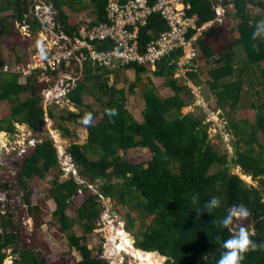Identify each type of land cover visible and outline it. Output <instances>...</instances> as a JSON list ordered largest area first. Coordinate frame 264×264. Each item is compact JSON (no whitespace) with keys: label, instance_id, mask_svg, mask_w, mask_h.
<instances>
[{"label":"trees","instance_id":"16d2710c","mask_svg":"<svg viewBox=\"0 0 264 264\" xmlns=\"http://www.w3.org/2000/svg\"><path fill=\"white\" fill-rule=\"evenodd\" d=\"M72 1L48 0L57 12V24L61 25L57 31L71 38L81 28L80 24H71L67 14ZM108 1L92 0L97 17L88 26L106 21ZM188 1L192 5L189 14L197 16L199 27L217 19L210 1ZM224 1L234 6V12L227 14L223 24L215 21L202 31L197 42L202 54L194 61L187 79L199 86L203 83L201 76L207 75V86L215 102L213 110L228 119L226 130L233 138L234 155L231 156L226 147L221 148L222 135L217 134L220 143H215L211 133L214 125L206 123L205 115L184 113L196 97L177 77L178 65H171V59L158 65L155 74L166 79L164 86L173 90L174 95L165 97L156 85H147L143 90L146 102L143 122L136 120L128 110L125 90L110 85L115 71L86 62L82 78L70 86L67 95L78 112L62 110L78 124L91 114L90 124H80L87 129L88 139L85 144L72 143L66 151L81 179L99 182L101 193L97 196L91 190L83 191L85 199L81 201L76 192L86 186L85 182L73 175L59 181L65 171L58 149L54 140L41 135L42 139L22 155L15 182L4 183L0 174V188L7 192L5 206H2L4 202L0 203V264L7 260L9 264H49L46 257L51 250L44 240L43 228L48 223L56 229L54 236L65 235L69 245L68 251L50 264H71L74 250L83 256L77 264H114V257L107 255L111 243L104 222L102 197L112 198L126 212V229L135 233L136 246L167 256L166 264H217L224 251L223 241L238 233L241 227L258 245H264V145L259 137L264 134V38L252 39L260 19L252 11L259 7L264 12V2ZM35 3L34 0H0V15L13 12L9 17L0 16V45L6 37L18 36L19 32L13 28L16 22L28 26L31 35L42 30L45 24L36 15ZM234 20L239 21L238 37L233 34L230 37L228 30ZM165 30V21L155 15L143 31L145 44L157 39ZM194 33L196 30L191 31V35ZM17 59L18 63L22 61L21 57ZM5 65L0 64V104L7 102L10 107L0 119V134L14 136L18 125H26L34 134H39L47 114L56 123L55 108L59 106L46 108L42 92L55 83L57 73L48 83L42 81L41 72L25 77L5 73ZM63 68L67 69L66 64ZM123 68L135 69L140 80L148 71V67L134 64ZM3 77L6 78L3 80ZM246 87L253 91L250 108L255 111V121L248 117L236 118V113L244 108ZM86 96L105 104L102 117L86 102ZM59 128L65 137L73 136L65 126ZM131 148H147L153 159L134 163L127 156ZM233 167L240 168L253 182L233 173ZM55 171L57 174L48 193L42 196L35 184ZM16 186L24 193L21 201L13 194ZM212 196L220 197L222 205L209 213L203 206ZM74 197L79 202H75ZM50 199L56 202L53 211L48 205ZM241 203L249 209L248 217H234L226 228L214 222ZM71 206L75 216L68 213ZM28 217L34 220L30 233L23 223ZM77 224L82 235L74 231ZM96 234L100 240L91 247L89 240ZM241 264H264V246L246 253Z\"/></svg>","mask_w":264,"mask_h":264},{"label":"built area","instance_id":"2783aa9c","mask_svg":"<svg viewBox=\"0 0 264 264\" xmlns=\"http://www.w3.org/2000/svg\"><path fill=\"white\" fill-rule=\"evenodd\" d=\"M207 1L214 6L217 14L216 21L223 23L227 15L224 0ZM35 4L40 11L35 10L36 15L45 24L43 28H50V38H45L48 44L37 49L30 58L20 63L6 64L3 71L25 77L41 72L42 80L48 83L54 80V74L57 73L58 78L54 80L55 83L42 92L46 108L49 106L70 107L71 103L67 98L70 86L82 78L86 62H91L97 68L118 71L120 67L133 64L157 68L164 61L171 59V65H178V70L187 74L193 70L194 61L202 54L197 42L207 24L203 27L198 26L197 16L189 14L192 5L188 0H109L106 21L99 22L92 27L88 26L90 21L84 22L73 38L57 31V27L60 29L56 22L57 14L48 0H39ZM155 15L162 17L167 30L163 31L157 39L145 44L143 31ZM192 30H196L193 35H191ZM27 33L30 34V32ZM41 52L44 53L43 56ZM64 64L67 66L66 70L63 68ZM187 85L192 89V94L198 103V99L202 97V87ZM199 105L204 110L209 109L201 103L197 104ZM208 118L216 129L225 130L229 125L228 119L219 116L213 109L209 111ZM37 142L34 136L31 137L28 145L27 143L25 145L28 146L27 150L35 146ZM55 145L65 173H68L69 177L73 175L80 182H84L80 179L78 170H75L73 166L72 157L67 154L66 150L65 152L60 150L57 142ZM27 150H21L20 155L25 154ZM104 222L106 224V221ZM113 232L118 234L116 236L118 244L113 249L110 245L107 255L115 259L116 255L118 254L119 257L121 252L124 253L122 263L129 261V264H137L140 259L129 251L125 244L124 237L130 234L126 225L121 227L115 225ZM117 246L121 247L119 253L116 251ZM129 254H131L130 257Z\"/></svg>","mask_w":264,"mask_h":264},{"label":"rangeland","instance_id":"374dc122","mask_svg":"<svg viewBox=\"0 0 264 264\" xmlns=\"http://www.w3.org/2000/svg\"><path fill=\"white\" fill-rule=\"evenodd\" d=\"M34 1H39V0H34ZM42 1V0H40ZM264 2V0H263ZM40 3V2H39ZM36 5V4H35ZM36 7V6H35ZM36 11L40 12L38 10V7L35 8ZM67 10V14L70 17V21L71 24H77L79 22L83 23L87 20H94L97 15L96 12L94 10V5L93 2L91 0H73L71 2V6L66 9ZM230 11H233V7H230L229 13ZM253 15L256 16V18L260 17L259 21L261 19L264 20V12L259 8V7H255L252 11ZM13 12L9 11L6 12L0 16H12ZM238 20H234L233 22H231V26L228 27V30L230 32V37H232V34L235 36H239L238 35V29H237V24H238ZM213 23V22H212ZM16 24V25H15ZM14 25V30H17L19 32L17 37H6V39L2 42V44L0 45V64H13L18 62L19 57L22 58V61H24L26 58H30L31 55L37 50L40 49L44 46H46L48 43H46L45 38L49 39L51 32H50V28L48 29H44L42 28L41 32H44L43 34H41V32H38L37 35H30L27 32H29L28 27L27 26H21L19 23H15ZM54 27V25L52 26ZM15 48L14 50H12V48ZM21 61V62H22ZM157 68H151L148 67V71H146L143 75H141L142 80L139 79V76L136 72L135 69H130L127 70L126 68H119V71H115L114 75H112L110 77V85L114 86L116 85L117 88L119 90L124 89L127 96H128V110L130 111V113L133 114L134 118L140 122L144 121V109L146 107V102L144 100L143 97V90L144 88L148 85V86H153L156 85L161 91H163V94L165 96H169L172 92V90L169 89V91H165L166 87L164 86L166 79L162 78V77H158L155 72L157 71ZM5 76V74H3ZM202 82L206 83L208 77L206 74L202 75ZM177 77L181 79L182 84H187V74H185V72L183 71H178ZM3 77L2 79L4 80ZM152 80V81H151ZM133 89L135 91H133ZM246 96L243 97V105L244 108L241 109L239 112L236 113V118L237 120H242L243 118L248 117L251 121H255V111H253L250 108V103L252 101V96H251V91L250 89H248V87H246ZM201 95L200 96L201 99H198V103H196V99L191 103V105L188 106L185 110L184 113L185 114H189V113H193L196 116L199 117H203V115H205L207 117L206 119V123L210 122V118H208V113L211 109H214L213 106L215 105L214 102V98H213V94L211 95V92L209 90L208 86H205L202 91H201ZM204 93V94H203ZM205 95V96H204ZM26 96H23V98H25ZM108 101V98L106 99ZM106 101V102H107ZM86 102L89 104H92L93 107H95V110L97 112L101 113V116H103V107L105 106V104H103L102 102H98L96 99L92 98V97H87L86 96ZM201 103L205 108H209V109H203V107L201 105L197 106V104ZM10 107V105L7 102H3L0 104V119L3 116V112L5 110H7ZM71 107V108H70ZM68 107L70 110L74 111V112H78V110L76 108H74V106H70ZM56 109V115L58 116L57 122L53 124L51 123L50 120H48L49 126H45V130L46 132H48V134L52 135V139L54 140V142L58 144L59 148H61L60 150H63L65 152V150H67V148L69 146H71L72 143H78V144H85L87 142L88 139V132L87 129L83 126L80 125L76 122H74L66 113L63 112L62 107H58L55 108ZM52 124V125H51ZM60 125L65 126L66 128H68L73 136L71 137H65L64 133L60 130ZM41 133L39 134H33L32 132H30L29 129H27L26 127H22V126H18V133L15 134L14 136H10L9 134H5V133H1L0 134V154L3 153V151H6V153H12L15 150V155H20V151L21 150H27L28 146H25L26 143L28 145L29 140L31 137L34 136V138L38 140L41 139ZM212 133V137L214 138V141H216L215 143H220L219 140H217V134L222 135L223 140L222 143H220L221 148L226 147L227 150L229 151V153L231 154V156L234 155L233 152V138L232 136L227 132V130H223L220 128H212L211 130ZM260 141L261 143L264 145V134H260ZM221 141V140H220ZM20 148H19V147ZM67 152V151H66ZM128 158L134 162V163H141V162H149L153 159V154L151 153V151L147 148H131L128 153H127ZM22 159V156L20 155V159L19 161L17 160V162H19ZM1 168H0V174H1V179L2 181L11 183V181L15 182V176L17 175L18 171H19V165L16 166V164H14L13 161H8L5 165L1 164ZM63 166V165H62ZM75 170H77L76 166L73 164ZM232 172L235 174L240 175L241 178H243L246 181L249 182H253L251 177H246L242 174V171L240 168H232ZM57 172H53L49 177H47L45 180L43 181H39L35 184V187L42 191V196H45L48 191L49 188L52 185V181L54 180L55 176H56ZM69 178V174L65 173V175L61 176V178L59 179V181H65ZM85 183L86 186L85 187H89L92 193H101L100 192V183L99 182H89L87 180L82 179ZM80 190L78 196H76L78 199H80L81 201L83 199H85V195L83 191H86L83 189H78ZM89 190V191H90ZM13 194H15V197H23V191L21 190L20 186H16L14 189H12ZM6 191H4L3 189L0 188V203H3L5 200V195L6 193H4ZM76 197H74L75 202H79ZM102 203L105 205L104 207V221H106V227L110 236V243H111V249H113L117 244H118V240L115 238L116 233L113 232V228L115 227V225H119L120 227L122 225H126L127 223V217H126V212L121 210L120 207H118L116 205V202L112 199V198H105L102 197ZM79 204V203H78ZM48 205L51 209V211H53L54 209H56V202L53 200H49L48 201ZM76 205V204H75ZM2 206H5V202L4 204H2ZM14 209V208H13ZM16 210V207L15 209ZM68 213L70 216H75L76 212L73 208V206L68 208ZM46 219L49 221L51 219V215L49 214ZM24 225L25 223H27L28 226V230L29 233L33 230L34 228V220L32 217H28L26 220L23 221ZM44 230H45V237L44 240H46L49 245H50V254L46 257V262L47 263H51V261L53 262L54 260H58L61 258L63 252H67L69 249V245H68V239L65 235L56 238L54 236V232H55V227H52L48 224H45L43 226ZM125 228V226H124ZM74 231L77 233V235H82V229L81 227L77 224L74 228ZM128 231V230H127ZM130 234L129 236L132 239L133 245L135 243V247L138 248L136 246V235L134 232H130L128 231ZM100 238L98 236V234H96L95 236L91 237V239L89 240V244L91 247H94L95 245H97V243L99 242ZM37 245V249L39 248L38 244ZM121 248V247H120ZM140 249V248H138ZM143 250V249H142ZM116 251L117 253H119V249L118 246L116 247ZM8 252H10V249L8 250ZM72 260H71V264H77L78 261L80 259H82V254H80L78 251L74 250L72 252ZM124 256V253H119V257L118 254L116 255L115 259H114V264H129V261H127L126 263H122V257ZM131 256V254H129V257ZM8 262V260H7ZM5 263V264H9V263ZM121 262V263H120ZM143 264L142 260L137 261V264ZM165 264H166V260H165Z\"/></svg>","mask_w":264,"mask_h":264},{"label":"clouds","instance_id":"9594fccd","mask_svg":"<svg viewBox=\"0 0 264 264\" xmlns=\"http://www.w3.org/2000/svg\"><path fill=\"white\" fill-rule=\"evenodd\" d=\"M50 4H51V2H50ZM224 4H225V1H224ZM225 7L227 9V14L230 10V7H233V9H234L233 5H226L225 4ZM53 9L56 12L54 7H53ZM56 14H57V12H56ZM226 17H227V15H226ZM85 22H87V20ZM78 24L81 25L83 23L79 22ZM58 26H59V24H58ZM29 32H30V30H29ZM30 35H31V32H30ZM258 38H264V20H260L256 23L255 30L252 33V39L253 40H256ZM41 55L43 56L44 53L41 52ZM42 81L44 82V80H42ZM71 105H73V104H71ZM65 108L69 109L68 107H65ZM74 108H75V106H74ZM91 119H92V116L89 113L82 118V122L85 125H88V124H90ZM193 199L195 200V197H193ZM221 205H222L221 198L218 196H212L204 204L203 208L207 212L212 213V211L214 209L220 208ZM249 214H250V212H249V209L247 208V206L244 205L243 203H241V204L232 206V208L230 209V211L228 212V214L225 217H223L217 221H214V222L216 224H218L219 226L226 228L233 222L234 217H239V218L243 219V218L248 217ZM262 246H264V245H258L256 241L252 240L249 236L248 231L245 228L241 227L239 229L238 233L231 235L228 239L223 241L222 248L224 249V251L221 253L220 258L217 261V264H241V262L245 259L246 253H248L250 251H255L258 249V247H262ZM163 256H165V255H163ZM167 258L168 257H166V260H167Z\"/></svg>","mask_w":264,"mask_h":264},{"label":"bare ground","instance_id":"6f19581e","mask_svg":"<svg viewBox=\"0 0 264 264\" xmlns=\"http://www.w3.org/2000/svg\"><path fill=\"white\" fill-rule=\"evenodd\" d=\"M121 230V228H119ZM121 232V231H120ZM118 234L115 235V238ZM126 247L129 251L134 253L138 259L142 260L143 264H165L166 257L160 254L159 252H152V251H144L142 249H138L133 245L131 237L128 235L124 237ZM120 247L118 246V249ZM121 263V262H120Z\"/></svg>","mask_w":264,"mask_h":264},{"label":"water","instance_id":"95a60500","mask_svg":"<svg viewBox=\"0 0 264 264\" xmlns=\"http://www.w3.org/2000/svg\"><path fill=\"white\" fill-rule=\"evenodd\" d=\"M61 25H59V27H60ZM45 136H46V134H45ZM50 140H53L52 139V137L50 136V137H48ZM1 143V142H0ZM25 154H26V152H25ZM19 159H20V155H15V153L14 152H12V153H6V151H3V153L1 154V156H0V162H1V164H4L5 163V165H6V163L8 162V161H10V160H12L13 162H14V164H16V166H18L19 165V162H17V160L19 161ZM84 188V190H86V191H89L90 190V188L89 187H83ZM78 192H80V190H78L77 192H76V194L78 193ZM100 194V193H99ZM99 194L97 193V196H99ZM18 199H19V201H21L22 200V197H18ZM102 207H105V205L102 203ZM15 209V208H14ZM25 226H26V228H27V233H29V230H28V226H27V223H25ZM35 247L37 248L38 246L37 245H35ZM38 251V253L39 254H42V251L40 250V249H38L37 250ZM145 251V250H144ZM146 252H148V251H146ZM167 257V256H166Z\"/></svg>","mask_w":264,"mask_h":264},{"label":"crops","instance_id":"0c3cea01","mask_svg":"<svg viewBox=\"0 0 264 264\" xmlns=\"http://www.w3.org/2000/svg\"><path fill=\"white\" fill-rule=\"evenodd\" d=\"M92 1V0H91ZM229 13V12H228ZM226 19H227V17H226ZM226 19L224 20V21H226ZM90 21V20H89ZM91 21H93V20H91ZM215 22H213V23H209V24H207V27H206V29H208V28H210L213 24H214ZM218 23V22H217ZM78 24V23H77ZM218 24H222V23H218ZM205 29V30H206ZM202 34V33H201ZM203 78V76H201V79ZM208 80V79H207ZM187 84H190V85H194V86H197V85H195L190 79H187ZM199 86H201L202 87V89L205 87V86H207V81H206V83H202V84H200ZM169 89L170 88H166V90L165 91H169ZM171 90V89H170ZM161 91V90H160ZM161 94L163 95V96H165L164 94H163V91H161ZM204 94V93H203ZM174 95V91L172 90V92H171V94L169 95V96H165V97H170V96H173ZM211 95H212V93H211ZM205 96V95H204ZM70 106H73V105H70ZM48 120H50L51 121V123L53 124V120L52 119H50L49 117L48 118H46V122H45V124L43 125V126H41L40 128H39V133H40V131L41 132H43L44 130H45V126H49V121ZM51 124V125H52ZM19 126V125H18ZM20 127V126H19ZM22 127H26L27 129H29L26 125H22ZM30 130V129H29ZM30 132H32L31 130H30ZM33 133V132H32ZM6 134V133H5ZM34 134V133H33ZM49 135V137L51 136L52 137V135L51 134H48ZM19 147V146H18ZM20 148V147H19ZM15 151V150H14ZM80 177V176H79ZM80 179H81V177H80ZM82 180V179H81ZM51 200H53V199H51ZM54 201V200H53Z\"/></svg>","mask_w":264,"mask_h":264},{"label":"flooded vegetation","instance_id":"af4514ba","mask_svg":"<svg viewBox=\"0 0 264 264\" xmlns=\"http://www.w3.org/2000/svg\"><path fill=\"white\" fill-rule=\"evenodd\" d=\"M45 134H46L47 137H49L48 132L43 131V132L41 133V135H43V136H45ZM46 136H45V137H46ZM41 139H42V138H41ZM41 139H40V140H41ZM38 141H39V140H38ZM14 153H15V151H14ZM0 156H1V154H0ZM21 156H22V155H21ZM10 161H12V160H10ZM4 193H5V192H4Z\"/></svg>","mask_w":264,"mask_h":264}]
</instances>
